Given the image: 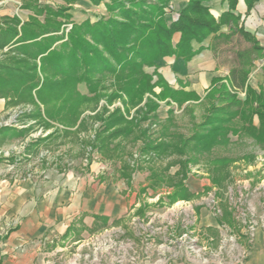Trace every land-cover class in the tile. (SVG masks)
Wrapping results in <instances>:
<instances>
[{
	"label": "rangeland",
	"instance_id": "1",
	"mask_svg": "<svg viewBox=\"0 0 264 264\" xmlns=\"http://www.w3.org/2000/svg\"><path fill=\"white\" fill-rule=\"evenodd\" d=\"M79 1L74 4H79ZM172 2L173 0L171 7ZM97 6L100 11L95 12L91 8L88 13L77 8L79 12L77 15L82 16L81 18L86 15L85 19L89 18L93 22L97 17H94L95 15L107 14L104 3ZM125 6L130 7L127 3ZM180 10H174L172 13L176 16ZM67 13L72 19L62 20L58 32L62 40L56 42L53 47L67 40L69 31L65 33L64 25L71 24V29L72 23H81L85 20ZM262 14L264 16V12ZM235 46L238 49H246L249 44L240 39ZM9 49L10 47H5L3 52H0V60L5 58ZM235 52L234 50L225 56L230 55L233 59ZM263 65L264 54L262 59H255L248 75L247 84L256 90L264 88ZM156 80L157 77L152 75V82ZM113 83L112 77H106L99 102L79 105L73 109V112H78L77 117L69 122L63 118L57 121L48 120L42 113L41 105L39 112L31 104L12 105L8 103V98L5 101L0 99V162L9 165L8 175L10 174L14 180L21 175V171L16 169L17 163L18 167L30 164L32 169L37 167L46 169L47 172L64 168L85 169L91 163L93 153L98 151L95 149L96 134L106 125L103 118L106 119L108 114L119 109L127 120L137 121L138 129L136 128L134 138H130L129 141L120 139L125 143L116 139L110 146L111 150L112 146L120 145V160L128 167V171L123 173L135 178L130 186L131 191L135 192L134 203L131 207L127 206L128 210L132 208L130 213L133 214L121 219L118 225L114 224L113 227L110 225L91 238L87 234L79 237V240H87L84 245L88 244L84 246L83 251L72 249L69 252L70 264H169L179 255L184 258L188 256L194 264L248 262L253 250L254 237L250 238L245 234V226L241 219L237 218V213H256L259 223L258 217L264 214V148L237 128L238 133L227 135L226 143L220 142L209 150H193L194 145L191 142L178 152L169 149V154L145 151L143 147L147 139L152 146L164 142V138L169 143L179 146L193 133H199L196 127L207 115L209 101L204 99L193 107V111L191 108L186 111V107L185 111H181V106L178 109L166 100L160 101L150 94H145L138 106L127 107L125 97L120 93L116 95L117 99L113 100L114 97L110 99L116 92ZM156 88L159 87H154V92L159 93L155 91ZM78 90L83 94L87 93L84 85H79ZM236 94L243 98L245 92L237 90ZM146 98L152 99L157 108L148 112L144 118L145 112L139 111L140 109L144 111ZM160 102L169 103L170 105H167L172 111L167 112L164 105L158 109ZM35 111L41 114L40 118L39 116L38 119L30 118L32 116L30 114ZM191 112L194 115H190ZM166 114H170L168 119H164ZM23 127H27L26 133L13 136V130L20 131ZM148 155L150 160L145 161L144 158ZM221 159L230 161L225 168L214 164ZM185 161L188 163L185 164ZM114 164L107 166L103 180L117 181V175L121 174V171L118 169L119 164ZM181 167L186 170H182ZM178 183L182 184L179 187L184 189L186 187L194 197L189 200H180L177 197L173 202L170 196L175 192ZM199 210L212 214L215 220L212 224L219 226L218 232L212 228L213 226H202L200 230L197 229ZM146 213L150 214L144 216ZM228 220L232 225L227 224ZM259 230L263 235L264 252V228ZM191 244L194 245L193 249Z\"/></svg>",
	"mask_w": 264,
	"mask_h": 264
},
{
	"label": "trees",
	"instance_id": "2",
	"mask_svg": "<svg viewBox=\"0 0 264 264\" xmlns=\"http://www.w3.org/2000/svg\"><path fill=\"white\" fill-rule=\"evenodd\" d=\"M61 1L63 5L56 8L36 3L25 5L34 16L22 24L17 17L3 19L0 50L10 49L0 60V99L8 98L12 105L31 104L39 112L41 105L48 120L63 118L69 122L78 115L73 109L99 102L103 81L110 76L117 92L110 99H117L116 95L120 93L125 97L127 107L138 106L145 94L160 101L170 98L181 105L197 97L168 87L157 72L162 60L174 57L187 63L204 48L194 49L192 43L201 44L209 37L207 48L224 52H232L231 47H227L235 46L242 39L251 47L234 53V66L225 82L213 80V87L205 96L209 101L207 115L196 127L200 132L193 133L179 146L169 142L152 146L147 139L143 150L169 154V149L178 152L191 142L193 150H209L220 142L226 143L227 135L238 133L237 128L264 148V89L257 91L247 84L253 61L263 58L264 48L240 24V15L235 13L238 0H227L228 10L218 18L211 14L210 0H188L173 18L169 17L173 11L172 0H108V3L106 0H89L95 6L104 3L107 14L93 22L87 19L72 23L67 40L53 47L62 40L58 34L62 20L71 18L67 12L78 0ZM243 1L249 11L262 0ZM126 3L130 7H126ZM222 26L227 27V32H221ZM175 34L179 36L173 43ZM146 68H153V73L146 72ZM262 68L264 73V65ZM152 75L157 77L154 83ZM79 85L85 86L86 94L78 90ZM154 87L161 89L159 93L154 92ZM237 90L245 92L243 98L237 96ZM144 106V111H139L145 112L144 118L157 108L150 98L145 99ZM30 115L34 119L41 116L36 111ZM254 117L257 126L253 123ZM103 121L106 125L96 134L95 149L110 160L118 158L120 145L112 146L110 150L111 143L118 138L132 137L138 129L137 121L127 120L119 109L108 114ZM27 131L13 130V136ZM228 162L221 159L214 164L225 168ZM181 185L178 183L175 192L169 195L173 202L177 197L180 200L194 197L186 187H179Z\"/></svg>",
	"mask_w": 264,
	"mask_h": 264
},
{
	"label": "crops",
	"instance_id": "3",
	"mask_svg": "<svg viewBox=\"0 0 264 264\" xmlns=\"http://www.w3.org/2000/svg\"><path fill=\"white\" fill-rule=\"evenodd\" d=\"M33 3L54 8L63 2L59 0H0V25L4 18L12 17H17L21 24L27 22L30 17L34 16V13L25 8V5ZM172 3L173 11H178L184 7L187 0H173ZM209 6L215 18L226 12L229 7L227 0H210ZM72 8L68 12L71 16L77 17H79L77 8H81L86 13L92 9L95 12L100 11L98 6H93L88 0H80L79 4L72 5ZM262 12H264V0L256 3L249 11L244 1L238 0L235 9V13L240 15V24L244 30L256 39L260 47L264 48ZM174 14L170 13L169 17L173 18ZM96 16L99 17L98 15L94 17ZM81 17L79 18L84 20L86 15ZM221 32H227V27L222 26ZM178 36V34L173 36V43L177 41ZM209 41L210 37L201 44L192 43L194 49L200 46L204 48L189 62L184 63L174 57H166L157 69L168 87L177 92L196 95V100H188L181 105L171 101L170 98L165 99L178 109L181 106V111H185L186 108V111L189 108L193 111V107L201 103L213 87V80L221 79L225 82L234 66L231 56H225L229 52L208 49ZM245 43L249 44L246 49L240 48V50L232 45H229L227 49L231 47L233 52L234 50L244 51L251 47L250 43ZM3 49L0 52H3ZM153 70V68H146L148 73H153ZM226 73L227 75L224 76ZM155 91L159 92L160 88H156ZM167 104L160 102L158 109L164 105L167 112L170 111L171 107ZM168 115L166 114L164 119H168ZM190 115L194 113L191 112ZM253 123L255 126L258 125L255 117ZM135 135L128 137L126 141L134 138ZM120 139L125 140L123 138L117 140L124 142ZM164 140L168 142L167 139L164 138ZM118 154V158L107 160L97 151L93 153L94 156L89 166L85 169L79 167V170L64 168L47 172L46 169L37 167L32 169L30 164L18 167L19 163H17L16 169L21 171V175L15 180L10 174L8 175L9 165L6 162H0V264H70L68 257L71 253L69 252L72 249L83 251L84 246L88 244L84 245L87 240H79V237L87 234L91 238L94 234L106 230L110 225L112 227L114 224L118 225L121 219L133 214L130 213L132 208L128 210L127 206L131 207L134 203L135 192L131 191L130 186L135 178H130L128 173L126 176L123 175V171H128V167L120 160L121 153ZM147 157L144 158L145 161L150 160L149 155ZM114 163L119 164L118 169L121 171V174L117 175V181L103 180L107 166ZM148 214L150 213L144 216ZM197 218L199 220L198 230L202 226H213L212 223L215 221L212 214L204 213L202 210L197 213ZM227 224H231L229 220ZM212 228L218 232L219 226ZM262 245L263 235L258 230L254 236L251 256L245 264H264ZM73 246L76 247L73 248ZM188 258V256L184 258L179 255L169 264H194Z\"/></svg>",
	"mask_w": 264,
	"mask_h": 264
},
{
	"label": "built area",
	"instance_id": "4",
	"mask_svg": "<svg viewBox=\"0 0 264 264\" xmlns=\"http://www.w3.org/2000/svg\"><path fill=\"white\" fill-rule=\"evenodd\" d=\"M71 24L64 25L63 28L65 33L69 31ZM237 218L241 219L242 224L245 226V234L249 235L250 238H253L259 228H264V214L258 217L260 223L257 221L256 213H237ZM194 245L191 244V249Z\"/></svg>",
	"mask_w": 264,
	"mask_h": 264
}]
</instances>
